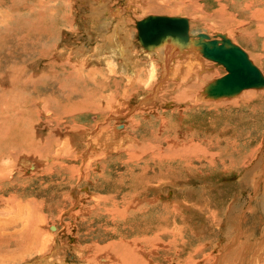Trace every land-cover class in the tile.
<instances>
[{
  "label": "rangeland",
  "instance_id": "1",
  "mask_svg": "<svg viewBox=\"0 0 264 264\" xmlns=\"http://www.w3.org/2000/svg\"><path fill=\"white\" fill-rule=\"evenodd\" d=\"M52 1L54 15L51 17L39 5L42 10H37V7L28 9L24 5L19 7L16 0L0 2V26L5 27H0V32L5 37L9 31L35 29L32 24L34 19L42 28L45 27L42 29L37 24L44 30V35L51 36L54 58L59 52L71 53L75 55L72 57L76 70L84 72V77L78 81L73 78L67 80L64 88L54 83L42 89V95L37 92L36 103L25 98L26 94L22 96V101H25L21 105L29 108H26V113L22 109L20 116L23 124L20 126V139L24 143L20 142L22 151L14 160V171H10L5 183L0 185V205L11 197L22 200L21 203L28 201L30 207L35 206L37 211H42L44 222L47 221L45 225L49 227L43 226L46 239L34 242L26 250L19 248L21 252L12 249L15 250L10 253L12 259L9 257L2 264L40 263L45 257H50L37 258L41 255L39 251L47 248L55 254L59 253L61 264H105L99 260L101 257L97 258L94 254L95 248L113 242L114 245L139 243L142 253L139 252L140 255L130 264H218V259L235 242H244L246 249L252 243H260L264 250V175L260 172V167L264 168V88L245 90L236 96L208 98L207 87L225 76L226 68L204 56L200 47L194 45L196 52L191 60L197 62L202 73L199 71L198 74L195 69V74L189 73L184 76L185 79L176 76L175 70L185 59L183 52H178L169 63V71L162 73V61L154 53L165 43L153 50L142 48L136 26L137 22L149 16L186 18L190 23L189 43L198 42V35L200 37L201 34L221 42L223 36L220 34H224L232 40V45L248 52L252 63L264 75V31L259 29L264 25L257 28L250 20L240 17L243 10L251 15L255 9L253 1L74 0L77 5L69 0L67 6L60 0ZM161 8H179L182 11L165 12ZM3 10L11 14L8 20H5ZM38 11L43 13L40 15ZM42 15L47 16L49 21L39 20ZM50 22L53 24L50 25ZM27 24L30 26L27 27ZM112 32L115 38L122 37L124 46L119 51L118 47H109L108 43L104 45ZM8 41L5 40L4 45ZM41 46L37 44L38 51L33 56L42 55L41 52L47 55ZM1 50L3 46L0 44V77L3 78L9 76L14 67L19 68L21 63L27 65L29 77L35 74L41 76L49 63L42 58H11ZM121 50V54H125L124 59L119 56ZM17 52L20 55L23 53L19 48ZM114 55L116 58H112ZM63 66L66 74L69 73L68 64ZM107 67L118 72L114 74ZM138 67L141 69L137 77L139 80L134 79L132 86L127 87V76L124 75H134ZM56 68L53 71L60 75L62 70ZM99 68L104 72L97 78L88 79V71ZM152 73L154 76H151ZM106 77L111 80L110 83L113 79L121 82V98L120 94L118 99L109 98L111 90L104 88ZM204 77L207 78L204 80ZM188 86H193L190 92ZM73 89L89 92V96L85 94L89 101H85L83 94L77 93L65 98L64 94L74 92ZM114 102L119 103L121 108L111 109L112 104L116 105ZM3 107L1 104L0 131L10 137L19 123L11 116L17 106L10 107V110L13 108L11 112L7 110L5 113ZM34 109L36 112L32 113ZM10 124L13 125L11 129ZM25 135L29 136V140ZM137 143L139 148L132 149ZM183 144H187V149L191 146L189 150L192 148L186 157L182 154L186 150ZM127 145L129 149H125ZM181 145L185 150L181 149ZM178 152L180 155H177ZM172 153L175 155L171 156ZM143 171L147 178L138 176ZM146 182L152 187L142 195ZM143 197L152 199L149 200L152 205L145 207L144 215L121 220L110 212L114 207H126L138 198L144 201ZM144 239H147L146 243ZM83 247H86L85 250ZM262 252L259 264H264ZM84 256H89V259ZM239 256L242 258V254L236 255L231 264L240 263Z\"/></svg>",
  "mask_w": 264,
  "mask_h": 264
},
{
  "label": "bare ground",
  "instance_id": "2",
  "mask_svg": "<svg viewBox=\"0 0 264 264\" xmlns=\"http://www.w3.org/2000/svg\"><path fill=\"white\" fill-rule=\"evenodd\" d=\"M16 1H18V4H19V7L21 6V5H24L26 8H28L29 9V7H37V10H40L41 8L42 9H44V10H46L49 14H50V17L51 16H53L54 15V11L52 10V7H51V4L53 3V1L51 2V0H35V1H31V0H29V2H28V0H16ZM54 1H56V0H54ZM64 5H66L67 6V2L69 3L70 1L69 0H60ZM78 1V0H77ZM85 1V0H84ZM94 1H96V0H94ZM253 1V4H254V6H255V9L251 12V15H249V13L247 12V11H241V13H240V17L241 18H246V21L247 20H250L251 21V23H253V24H256L257 26V28H259V27H262L263 25H264V0H251V2ZM0 2H1V0H0ZM86 2V1H85ZM99 2V1H98ZM101 2V4H102V1H100ZM29 3H30V5H29ZM55 3V2H54ZM57 3H59V2H57ZM70 3H72V4H74L75 3V1L74 0H72ZM78 3V2H77ZM77 3H75V4H77ZM93 3V2H92ZM95 3V2H94ZM250 3V2H249ZM7 4V3H6ZM14 4H16L15 2H14ZM17 5V4H16ZM38 5L41 7H38ZM59 5V4H58ZM69 5V4H68ZM78 5V4H77ZM85 5V4H84ZM15 6V5H14ZM13 6V7H14ZM57 6V5H56ZM55 6V7H56ZM151 5H149V7H150ZM16 7V6H15ZM25 7H24V9H25ZM70 7V6H69ZM76 7V6H75ZM154 7V6H153ZM251 7V6H250ZM253 7V6H252ZM251 7V8H252ZM22 8V7H21ZM38 8H40V9H38ZM72 8H74V7H72ZM78 8H80V5H79V7ZM248 8V7H247ZM24 9H22V10H24ZM34 9V8H33ZM41 9V10H42ZM68 9V8H67ZM66 9V10H67ZM70 9V8H69ZM162 9V8H161ZM164 9V8H163ZM161 10V11H165V12H181L182 11V9H177V8H172V9H167V8H165V10ZM224 9V8H223ZM71 10V9H70ZM78 10H80V9H78ZM26 11H28L27 9H26ZM68 11V10H67ZM156 11V10H155ZM5 15H3L4 16V18H5V20H8L9 19V17H11V14L9 13V12H7V11H2ZM22 12H25V11H22ZM37 12V11H36ZM59 12V11H58ZM62 12V11H61ZM63 12H64V10H63ZM66 12V11H65ZM75 12V11H74ZM73 12V13H74ZM78 12H80V11H78ZM158 12H160V11H158ZM183 12H184V10H183ZM19 13V12H18ZM28 13V12H27ZM30 13H31V11H30ZM38 13L41 15L42 13H41V11H38ZM38 13H37V16H38ZM77 13V12H76ZM156 13V12H155ZM22 14V13H21ZM68 14H69V12H68ZM67 14V15H68ZM98 14H100V13H98ZM183 14V13H182ZM184 14H186V13H184ZM0 15H2V13L0 14ZM10 15V16H9ZM72 15V14H71ZM76 15V14H75ZM3 16H1V17H3ZM23 16V15H22ZM27 17V16H26ZM39 17V16H38ZM150 17V16H149ZM166 17H169V16H166ZM47 16H43L42 15V19H39V20H45V21H47ZM148 18V17H147ZM179 18H183V17H179ZM17 19H18V17H17ZM24 20L26 19H28V18H23ZM30 19V18H29ZM38 19V18H37ZM49 19H51V18H49ZM53 19V18H52ZM146 19V18H145ZM11 20V19H10ZM14 20V19H13ZM55 20H58V18L57 19H55ZM59 20H61V19H59ZM66 20V19H65ZM144 20V19H143ZM143 20H141V21H143ZM1 21V20H0ZM17 21V20H16ZM23 21V20H22ZM49 21V20H48ZM47 21V22H48ZM52 21V20H51ZM54 21V20H53ZM141 21H139V22H137V24H136V26H137V30H138V40H139V25H138V23H140ZM14 22V21H13ZM40 22H42V21H40ZM39 22V23H40ZM65 22V21H64ZM70 22V21H69ZM8 23H10V22H8ZM29 23H30V21H29ZM43 23V22H42ZM41 23V24H42ZM58 23V22H57ZM188 23H189V20H188ZM242 23H243V21H242ZM245 23V22H244ZM250 23V24H251ZM32 24L35 26V29H34V27H32V29L30 28V30H25V32H19L20 31V29H19V31L17 30V32H14V33H12V32H10L9 31V33H7L6 35V37L4 36V33L3 32H0V44H1V46H3V50H1V51H5V53H7V55L8 56H10L11 58H13V57H21V58H23V60H25L24 58H27L28 60L30 59V60H33V59H35L36 58V60H39V58H42V59H46V60H48L49 61V63H48V65L45 67V69H44V73H43V75H38V74H35V75H33V76H28V73H27V65L25 64V63H21V66L19 67V68H16V67H14V69L13 70H11L9 73H10V75L9 76H7V77H5V78H3V77H0L1 79H0V87H1V91H0V101H1V103H0V106H1V104H3L4 105V107H3V111H4V113L7 111V110H9L10 112H11V110L13 109V108H11V110H10V107H13V106H17V107H15L13 110L14 111H12L11 112V116L13 117V119H16L17 121H19V123H18V125L16 126V128H15V130H14V132L12 133V135L10 134V133H8V134H10L11 136L10 137H8L7 136V133H6V135H2V134H5V133H2L1 131H0V185L2 186V184H4L5 183V181L7 180H5V177H7L6 175L10 172V171H14V167H13V165H14V160L15 159H17V158H19L18 156H19V153L22 151L21 150V145H20V142H21V139H20V136H21V128H20V126L21 125H23V124H21L22 123V121H20V116H21V111H22V109H24V112L23 113H26V108L28 107L27 105V107L26 108H23V106L24 105H21L22 104V102H24L25 100L23 99V101H22V98H24V97H22L24 94H26L25 95V98H29L30 100H33L35 103L36 102H38L37 100H38V96H37V98L35 97V95H37L38 93L37 92H39L40 93V95H42V92H43V90L42 89H44L45 87L46 88H48L51 84H54V83H59V84H61V88H64L66 85H65V82L67 81V80H71L72 78L73 79H75L76 81H78V80H80V78H82V77H84L83 76V73L84 72H82V70H79V69H77L76 70V68L74 67V65H73V57H72V55L73 54H69V55H66L65 53L63 54V52L61 53V52H59L58 53V56H57V58H54V55H53V47L51 46V36L50 35H44V30H42L43 28H45V27H43L42 28V26L40 25V24H38V23H36L35 21H34V19L32 20ZM40 25L41 27L40 28H42V29H40L39 27H38V25ZM44 24V23H43ZM42 24V25H43ZM46 24V23H45ZM51 24H53V22L51 23L50 22V25ZM56 24V23H55ZM59 24V23H58ZM238 24V23H237ZM241 24V23H240ZM246 24V23H245ZM33 25H31V26H33ZM60 25V24H59ZM30 25L29 24H27V27H29ZM58 26V25H57ZM241 26H243L242 24H241ZM1 27V26H0ZM53 27V26H52ZM61 27V26H60ZM59 27V28H60ZM239 27V26H238ZM2 29L4 28L5 29V27H1ZM57 28V27H56ZM58 28V29H59ZM118 28V27H117ZM256 28V29H257ZM53 29H54V27H53ZM61 29V28H60ZM69 29V28H68ZM241 29H243V28H241ZM249 29V28H248ZM259 29H261V30H263L264 31V27L263 28H259ZM35 31V32H32V31ZM55 30H57V29H55ZM71 30H72V26H71ZM254 30H255V28H254ZM1 31V30H0ZM6 31V30H5ZM117 31V30H116ZM256 31V30H255ZM52 32V31H51ZM58 32V31H57ZM57 32H56V34H57ZM60 32V31H59ZM58 32V33H59ZM115 32V31H114ZM114 32H112V36H110V38L107 40V41H105V44L104 45H110L109 47H112V46H114V47H118V51L121 49V48H123V42L121 41L122 40V37L121 38H115L116 36H114L113 34H114ZM125 32V31H124ZM237 32V31H236ZM243 32H244V30H243ZM21 33V34H20ZM75 33V32H74ZM109 33V32H108ZM116 33V32H115ZM121 33V32H120ZM55 34V33H54ZM64 34V33H63ZM107 34V33H106ZM240 34V33H239ZM242 34V33H241ZM243 34H245V33H243ZM260 34H263V33H259V35ZM58 35V34H57ZM60 35H61V32H60ZM59 35V36H60ZM127 35V34H126ZM201 35H207V34H201ZM201 35H200V37H199V35H198V42H191V43H189L190 42V23H189V28H188V36H187V38H185V39H182V38H175V37H172V36H169V37H167L166 39H163L164 41H162V42H160L159 44H157V45H149V46H143L142 44H141V42H139L140 44H141V46H142V48H144V49H152L153 50V48L155 47H157L158 48V46L160 47L161 45H163V43H165L161 48H158L157 50L155 49V51H156V53H154L155 55L154 56H156V54H157V56H158V58L160 59V61H162L161 62V69H162V73H166L167 71H169L168 69H169V63L172 61V59L174 58V56L179 52V54L181 53V52H183L184 53V55H183V58H185L184 59V62H180L179 63V68L177 69V70H175V74H176V76L178 77V78H184L185 79V75H187V74H189V73H194L195 74V69L198 71V74H199V71H200V66L199 65H197V62L195 61H192L191 59H192V55H194V53L196 52L195 51V49L193 48L194 47V45L196 46V45H198V47H200V52L202 53L203 52V50H202V46H203V43L205 42V41H207V40H209L208 42H210L211 43V41H215V39H217V38H214V39H211L210 38V36L209 35H207V38H205V39H203V37H201ZM220 35H222V36H224V34H220ZM54 36V35H53ZM58 36V37H59ZM263 36V35H262ZM57 37V36H56ZM224 37H226V36H224ZM107 37H105V39H106ZM202 38V39H201ZM219 38H220V36H219ZM56 40V38H53V40ZM226 39H228V40H226L227 42H226V47L227 48H232L234 45H230V43H232V40H230L228 37H226ZM5 40H9L8 41V43L7 44H5L4 45V41ZM14 42H13V41ZM54 40V41H55ZM59 41V40H58ZM124 41V40H123ZM192 41V40H191ZM231 41V42H230ZM16 42V43H15ZM103 42V41H102ZM218 42V41H217ZM10 43V44H9ZM55 44H56V42H54ZM108 43V44H107ZM37 44H42V46H41V48H43L44 50H46L47 51V55H46V52H41L42 53V55L39 53V56H33V55H35V53H36V51H38V49H37ZM103 45V46H104ZM181 46V47H183V49L186 47L187 49L186 50H183L181 47H179V46ZM263 45H264V42H263ZM108 47V46H107ZM235 47H238V49H240L242 52H243V54H245L246 56H247V59L252 63V61H251V59H250V57H249V55L247 54L248 52H245L244 50H242V48L241 47H239V46H235ZM19 48V50L21 51V52H23L21 55L17 52V49ZM110 49V48H109ZM112 49V48H111ZM65 50V49H64ZM123 50V49H122ZM122 50H121V52L119 53V56H122L121 58L122 59H124V57H125V54H121L122 53ZM264 50V49H263ZM63 51V50H62ZM124 51H126V50H124ZM141 51H143V50H141ZM154 51V52H155ZM20 52V53H21ZM66 52V51H65ZM98 53V52H97ZM110 53V52H109ZM113 53V52H112ZM115 53V52H114ZM143 53V52H142ZM141 53V54H142ZM147 53V52H146ZM151 53V52H150ZM56 54V53H55ZM118 54V53H117ZM22 55H24V56H22ZM31 55V56H30ZM111 55V54H110ZM153 55V54H152ZM178 55V54H177ZM261 55V54H260ZM56 56V55H55ZM73 56H75V55H73ZM148 56V55H147ZM180 56V55H179ZM128 57V56H127ZM178 57V56H177ZM176 57V58H177ZM112 58H116V56L114 55ZM129 58V57H128ZM208 58V57H207ZM264 58V57H263ZM59 59H60V61L63 63V65H64V63L67 65L68 64V67L71 69L70 71H69V73L67 72V74H66V72H65V69H64V66L60 63V61H59ZM121 59V60H122ZM136 59V58H135ZM210 59V58H209ZM35 60V61H36ZM77 60V59H76ZM88 60V59H87ZM86 60V61H87ZM99 60V59H98ZM104 60V59H103ZM191 60V61H190ZM194 60V59H193ZM211 60H213V61H216L215 59H211ZM3 61V60H2ZM114 62L116 61V60H113ZM136 61H137V59H136ZM140 61V60H139ZM174 61V60H173ZM82 62V61H81ZM106 62H108L107 60H106ZM113 62V63H114ZM216 62H218V61H216ZM50 63H51V65H50ZM58 63V64H57ZM76 63V62H75ZM86 63H88V62H86ZM112 63V62H111ZM155 63V62H154ZM218 63H220V62H218ZM98 64V63H97ZM130 64V63H129ZM157 64V63H156ZM220 64H222L225 68H226V71H227V74L229 73V71H228V69H227V64H223V63H220ZM241 65H245L244 64V62H242V63H240ZM239 64V65H240ZM253 64V63H252ZM50 65V66H49ZM87 65V64H86ZM100 65V64H99ZM109 65V64H108ZM112 65V64H111ZM254 65V64H253ZM55 66H57L58 68H60L61 70H62V73L60 74V75H58V73L57 72H54L53 70H55L54 68H55ZM76 66V65H75ZM82 66H83V64H82ZM103 66V65H102ZM130 66V65H129ZM152 66V65H151ZM67 67V66H66ZM80 67V66H79ZM78 67V68H79ZM117 67V66H116ZM115 67V68H116ZM123 67H124V62H123ZM171 67V66H170ZM58 68H56V70L58 69ZM108 68V67H107ZM111 68V67H110ZM125 68V67H124ZM132 68V67H131ZM241 68H243V66H241ZM82 69V68H81ZM87 69V68H86ZM91 69H93V68H91ZM109 69V68H108ZM114 69V68H113ZM113 69H109V71L111 70L114 74L115 73H117V72H115V69L113 70ZM123 69V68H122ZM136 69V68H135ZM134 69V70H135ZM150 69V68H149ZM244 69H246V70H248L247 68H244ZM84 70V69H83ZM118 70V69H117ZM141 69L138 67V69L136 70V72L134 73V75H129V74H125L124 76H127L126 77V81H127V87H129V86H132V84L134 83V79H136L137 80V77H139L140 76V74H141V71H140ZM145 70V69H144ZM154 70V69H153ZM171 70V69H170ZM259 70V69H258ZM103 70L101 69V68H99V69H96V70H90V71H88V76L90 77V78H88V79H91V78H97V75L98 74H101V72H102ZM150 71V70H149ZM202 71V70H201ZM200 71V73H202ZM249 71V70H248ZM104 72V71H103ZM172 72V71H171ZM259 72H260V74L263 76V78H264V75L261 73V71L259 70ZM111 73V72H110ZM175 74H173V79L175 80V78H176V76H175ZM226 74V75H227ZM172 75V74H171ZM0 76H1V74H0ZM88 76H86V78L88 77ZM99 76V75H98ZM151 76H154V73H152V75ZM107 78V77H106ZM141 78V77H140ZM153 77H150V79H152ZM207 77H204V80L206 79ZM82 81H83V79H81ZM85 80V79H84ZM97 80V79H96ZM135 80V81H136ZM139 80V79H138ZM137 80V81H138ZM151 81V80H150ZM111 82V80H108V78H107V81H106V83L104 84V88L106 89V90H108V88H110V90H111V94H109L108 96H109V98L111 97V99H113V100H115V99H118V96H119V94H120V92H121V82L120 81H118L117 79H113L112 80V83H110ZM216 82V81H215ZM74 83H76V82H74ZM81 83V82H80ZM80 83H78V84H80ZM150 83V82H149ZM186 83V82H185ZM41 84V85H40ZM112 84V85H111ZM211 85V84H210ZM209 85V86H210ZM195 86V85H194ZM209 86L207 87V90H206V96L208 97V98H213V99H219V98H215V97H221V96H231V95H234V96H236V95H238V94H240V92L242 93V92H244L245 90H250V89H262V88H264V85H262V86H259V87H245V88H243V89H241L238 93H235V94H230V95H221V96H211V95H209V93H208V89H209ZM189 87V86H188ZM193 86H190L189 88H188V90L189 89H191ZM19 88H21L22 90H24V93H21L20 91V89ZM70 89V88H69ZM115 89V90H114ZM64 90V89H63ZM74 90V89H73ZM80 90V91H79ZM75 89L74 90V92L73 91H70V92H66L65 94H64V96H65V98L67 97V99H68V97H71V95H73V94H75V93H77V94H83L82 96L83 97H85V94H86V96H89V95H87V94H90L89 92H85V91H83V90H81V89ZM114 90V91H113ZM45 91V90H44ZM153 91V90H152ZM189 92H190V90H189ZM188 93V92H187ZM58 94V93H57ZM103 94H105L104 92H103ZM123 94V93H122ZM122 94H120L121 96H120V98L123 96ZM184 94V93H183ZM91 95H92V93H91ZM153 95H155V94H153ZM157 95H155V98H157L156 97ZM181 96H182V94H181ZM188 96V95H187ZM192 96V95H191ZM91 97V96H90ZM90 97H88L89 99H90ZM103 97H104V95H103ZM102 97V98H103ZM107 97V96H106ZM184 97H186V96H184ZM150 98V97H149ZM224 98V97H223ZM85 101H89V100H87V98L85 97ZM125 99V98H124ZM152 99V98H151ZM97 100V99H96ZM54 101V100H53ZM52 101V102H53ZM77 101V100H76ZM90 101H92V99L90 100ZM123 101V100H122ZM51 102V103H52ZM94 102H97V101H95L94 100ZM99 102H101V101H99ZM30 103V102H29ZM88 103V102H87ZM93 103V102H92ZM114 103H116V105L115 104H112V107H111V109L112 108H115V107H117V108H119L120 106H119V103H117V102H114ZM28 104V103H27ZM55 104V103H54ZM78 104V103H77ZM84 104V103H83ZM107 104V103H106ZM29 106H30V104H28ZM32 105V104H31ZM87 105V104H86ZM85 105V106H86ZM90 104H88V106H89ZM67 106V105H66ZM88 106H86V107H88ZM95 106V105H94ZM98 106V105H97ZM96 106V107H97ZM100 106V105H99ZM98 106V107H99ZM102 106V105H101ZM83 107V106H82ZM106 107H108V106H106ZM44 108V107H43ZM53 108V107H52ZM83 108H85V107H83ZM121 108V107H120ZM27 109H29V108H27ZM81 109V108H80ZM43 110V109H42ZM73 110V109H72ZM108 110V109H107ZM134 110V109H133ZM36 111H35V109L32 111V113H35ZM62 112V111H61ZM3 113V112H2ZM50 113V112H49ZM54 113V112H53ZM101 113V112H100ZM48 114V113H47ZM39 115V114H38ZM51 115V114H50ZM23 116H25V115H23ZM6 117H7V115H6ZM37 117V116H36ZM129 119V118H128ZM131 119V118H130ZM2 121H3V119H1ZM10 120V119H9ZM134 120V119H133ZM12 121V120H11ZM8 122V121H7ZM129 122V121H128ZM164 124V123H163ZM162 124V125H163ZM15 125V124H14ZM35 126H37V125H35ZM3 129H4V124H3ZM7 127V126H6ZM13 127V125L12 124H10V126H9V129H11ZM47 127V126H46ZM136 127L138 128L139 127V123L136 125ZM34 128V127H33ZM36 128V127H35ZM109 128V127H108ZM164 128V127H163ZM6 129V128H5ZM24 129V128H23ZM94 129V128H93ZM4 131V130H3ZM11 132V131H10ZM34 132V131H33ZM32 132V133H33ZM25 133V132H24ZM27 133H29L28 132V130H27ZM34 134V133H33ZM52 134H54V133H52ZM156 135V134H155ZM26 136V135H25ZM31 136V135H30ZM27 137V136H26ZM29 137V136H28ZM27 137V138H28ZM110 137V136H109ZM50 138V137H49ZM23 140H26V138H24ZM28 140H29V138H28ZM137 140V139H136ZM94 141V140H93ZM98 141V140H97ZM135 141V140H134ZM138 141V140H137ZM141 141V140H140ZM21 143H24V141H22ZM33 143V142H32ZM94 143V142H93ZM133 143V142H132ZM142 143V142H141ZM144 143V142H143ZM27 144H28V141H27ZM31 144V143H30ZM53 144V143H52ZM90 144V143H89ZM88 144V145H89ZM95 144V143H94ZM97 144V143H96ZM134 144V143H133ZM129 145V144H128ZM128 145L127 146H125V147H127V148H125V149H129L130 148V145H132L131 144V142H130V145H129V148H128ZM137 145H139L138 143L137 144H135V146L133 147L132 146V149H137V148H139V147H137ZM141 145V144H140ZM143 145H145V144H143ZM184 145V144H183ZM187 144H185L183 147H185ZM21 146V147H20ZM24 146H26V145H23V147ZM31 146V145H30ZM90 146H91V144H90ZM95 146V145H94ZM105 147V146H104ZM180 147H182V145L180 146ZM180 147L179 148H176V152L177 151H179L180 150ZM181 148L182 150L184 149L185 150V148H186V150L184 151V152H186V153H184L183 151V153L182 154H185V156L184 157H186V154L189 152V151H191L192 150V148H191V150H189L190 149V147H188L189 149H187V146L185 147V148ZM27 148H28V146H27ZM90 148V147H89ZM146 148V147H145ZM173 148V147H172ZM105 149V148H104ZM152 149V148H151ZM161 149V148H160ZM147 150V149H146ZM174 150V149H173ZM188 150V151H187ZM91 151V150H90ZM137 151V150H136ZM148 151V150H147ZM146 151V152H147ZM86 152V151H85ZM105 152V151H104ZM158 152V151H157ZM160 152V151H159ZM173 152H175V151H173ZM175 152V153H176ZM49 153V152H48ZM161 153V152H160ZM163 153V152H162ZM167 153V152H166ZM180 152H178V154L177 155H180L179 154ZM191 153V152H190ZM189 154V153H188ZM22 155H24V153H22ZM26 155V154H25ZM175 154H173L172 153V155L171 156H174ZM176 155V156H177ZM188 156V155H187ZM164 157V156H163ZM179 157V156H178ZM183 157V156H182ZM83 158V157H82ZM87 158V157H86ZM159 158V157H158ZM50 159V158H49ZM88 159V158H87ZM182 159V158H181ZM158 160V159H157ZM17 161V160H16ZM25 161V160H24ZM85 161V160H84ZM92 162V161H91ZM186 162V161H185ZM15 163H17V162H15ZM85 163V162H84ZM87 163V162H86ZM15 165H17V164H15ZM19 165V164H18ZM31 166V165H30ZM20 167V169H21V166H19ZM29 167V166H28ZM37 167V166H36ZM82 167V166H81ZM84 167V166H83ZM25 168V167H24ZM35 168V167H34ZM23 169V168H22ZM26 169V168H25ZM31 169V168H30ZM37 169V168H36ZM260 172L264 175V168H261L260 167ZM85 170V169H84ZM83 170V171H84ZM17 171V170H16ZM24 171V170H23ZM26 171V170H25ZM31 171V170H30ZM90 171V170H89ZM34 172V171H33ZM145 171H143V174H141V175H138V176H143L144 178L146 177L145 175V173H144ZM27 173V172H26ZM10 175H12V173L10 174ZM85 175H86V173H85ZM84 176V175H83ZM142 177V178H143ZM79 178H80V176H79ZM147 178V177H146ZM11 179V178H10ZM82 179V178H81ZM84 179V178H83ZM123 179V178H122ZM132 179V178H131ZM157 179V178H156ZM9 180V179H8ZM147 180V179H146ZM78 181H79V179H78ZM132 181H133V179H132ZM139 181V180H138ZM142 181V180H141ZM123 182V181H122ZM125 182V181H124ZM143 182H144V180H143ZM147 183V185L145 186V187H142V190H141V192H142V195H144L145 194V192H146V190L147 189H151V187H149L148 186V183L149 182H146ZM125 183H123V185H124ZM137 184V183H136ZM138 185H139V183H138ZM7 186V185H6ZM5 186V187H6ZM10 186V185H9ZM137 186V185H136ZM140 186V185H139ZM133 187V186H132ZM154 187V186H153ZM161 187V186H160ZM3 188V187H2ZM113 189V188H112ZM137 189H138V187H137ZM130 190V189H129ZM140 192V193H141ZM130 193V192H129ZM138 194V193H137ZM141 195V196H142ZM13 196V195H12ZM19 196V195H18ZM141 196H139V197H141ZM22 197V196H21ZM27 198V197H26ZM80 199H81V197H79ZM113 198V197H112ZM32 199V198H31ZM34 199V198H33ZM143 199H144V201H142L140 198H138L136 201H134L133 200V202H131V204H129L128 206H126V207H123V208H120L119 206H116V208L114 207L113 208V210L112 211H110V212H112L116 217H119L121 220H127L129 217H133V216H137V215H139V214H143L144 215V211H145V207H147V206H150V205H152V199H149V198H144L143 197ZM26 200V199H25ZM78 200V199H77ZM149 200H151V201H149ZM156 200V199H155ZM22 202V200H19V201H17L16 200V197H11V198H9V200L7 199L6 200V202L3 204V203H1V205H0V264H2L3 263V260H9L11 257H10V253H12L13 251H15V250H13L12 251V249H21V250H26L27 248H29L30 246H31V244H33L34 242H41V241H43L44 239H46V237H47V233H45V231H44V227L43 226H48V225H45V223L47 222L46 220V222H44V218H43V216L44 215H42V211L41 212H39V211H37L36 210V208H34L33 206L32 207H30V204H29V202L27 201V202H24V203H21ZM78 202H79V200H78ZM35 204H36V201H35ZM76 204V203H75ZM18 206V207H17ZM37 206V205H36ZM39 206V205H38ZM74 206V205H73ZM15 207V208H14ZM40 207V206H39ZM42 207V206H41ZM96 207V206H95ZM113 207V206H112ZM40 210H41V208H40ZM75 210V209H74ZM78 210V209H77ZM67 211V210H66ZM88 211V210H87ZM93 211V210H92ZM78 212V211H77ZM66 213V212H65ZM75 213V212H74ZM92 213V212H91ZM62 214V213H61ZM72 214V213H71ZM70 214V215H71ZM96 214V213H95ZM109 214V213H108ZM76 215V214H75ZM46 217V216H45ZM61 217V216H60ZM109 217V216H108ZM67 225V224H66ZM68 225H71L70 223L68 224ZM204 226H205V224H204ZM204 226H202V227H204ZM49 227V226H48ZM68 227V226H67ZM62 228V227H61ZM69 228V227H68ZM73 228V227H72ZM206 228V227H205ZM47 230V229H46ZM62 232V231H61ZM57 233V232H56ZM48 235H50V233L48 234ZM51 236H52V233H51ZM49 237V236H48ZM51 240H53V239H51ZM49 241H50V239H49ZM54 241V240H53ZM144 242L146 243L147 242V239H144ZM45 243V242H44ZM52 243H54V242H52ZM125 243V242H124ZM50 244V243H49ZM237 243L235 242L234 244H232V246H230V247H228L226 250H225V254L221 257V258H219L218 259V264L219 263H221V264H231V262H232V259L234 258L235 259V256L236 255H238V254H242V258L240 257V263H238V264H259L260 263V260H261V255L260 254H262L263 252L262 251H264L263 249H261V244L260 243H252L247 249L244 247V242L243 243H238L237 245H236ZM35 245V244H34ZM40 245V244H39ZM57 245V244H56ZM97 245V244H96ZM231 245V244H230ZM87 246H89V245H87ZM33 247V246H32ZM31 248V247H30ZM53 248V247H52ZM64 248V247H63ZM86 248V247H85ZM85 248L83 247L82 249L83 250H85ZM19 249V251L21 252V250ZM43 249V248H42ZM56 249V248H55ZM139 249H141L140 248V246H139V243H135V242H130L129 244L127 243V244H124V245H119V244H115L114 245V242L113 243H109L108 245H106V246H99V245H97L96 246V248H95V255L97 256V258L98 257H101V259H99V260H101L103 263H105V264H130L131 263V261H133L134 260V258H137L140 254H139V252H141V251H139ZM18 251V250H17ZM54 251H56V250H54ZM36 252V251H35ZM142 253V252H141ZM18 254V253H17ZM22 254V253H21ZM39 254H41L39 257H37V258H39V259H41L42 257H44V256H46V255H50V257L48 256L47 258L45 257L44 259H42L41 261L43 262H40V263H37V264H54V263H56V264H61L62 263V259L60 258V256L58 255L59 253H57V254H55V253H53V250H49L48 248L46 249V250H44V251H39ZM19 255V254H18ZM42 256V257H41ZM95 256V257H96ZM103 256V257H102ZM190 256V255H189ZM10 257V258H9ZM13 257V256H12ZM85 257V256H84ZM88 257V259H89V256H86L85 258H87ZM192 257V256H191ZM190 257V258H191ZM9 258V259H8ZM146 258V257H145ZM12 259V258H11ZM142 259V258H141ZM216 258H214V260H215ZM86 260V259H85ZM7 262V261H6ZM38 262V261H37ZM234 262V261H233ZM31 263V262H30ZM88 263V262H87ZM216 263V262H215ZM236 262H234V264H235ZM32 264H34V263H32ZM209 264V263H208ZM217 264V263H216Z\"/></svg>",
  "mask_w": 264,
  "mask_h": 264
},
{
  "label": "water",
  "instance_id": "3",
  "mask_svg": "<svg viewBox=\"0 0 264 264\" xmlns=\"http://www.w3.org/2000/svg\"><path fill=\"white\" fill-rule=\"evenodd\" d=\"M139 25V41L143 46L157 45L169 36L185 39L188 36L189 23L186 18L150 16ZM203 39L207 35H201ZM222 41H205L202 46L204 56L227 64L229 73L209 86L211 96L230 95L238 93L245 87L264 85V78L258 68L253 65L238 47H226V37ZM231 45V43H230ZM232 46V45H231ZM244 62L245 65L240 63ZM240 64V65H239ZM243 66V68H241ZM247 68L248 70L244 69Z\"/></svg>",
  "mask_w": 264,
  "mask_h": 264
}]
</instances>
